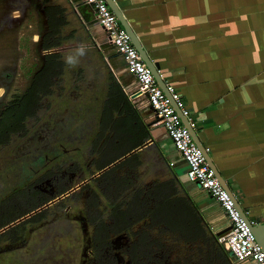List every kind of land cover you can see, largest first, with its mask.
Wrapping results in <instances>:
<instances>
[{"label": "crops", "instance_id": "crops-1", "mask_svg": "<svg viewBox=\"0 0 264 264\" xmlns=\"http://www.w3.org/2000/svg\"><path fill=\"white\" fill-rule=\"evenodd\" d=\"M39 2L49 6L47 18L40 14V33L47 25L62 33L60 47L66 43L78 54L83 49L79 66L87 64L89 78L107 86L105 94L114 80L127 96L147 137L135 149L124 141L125 152L135 151L131 155L153 179L172 181L212 234L223 233L217 240L225 238L227 218L207 193L186 181V165L144 97L132 96L136 82L91 8L83 0ZM113 2L149 61L157 64L160 79L180 96L198 141L250 223L264 224V0ZM228 257L230 264H253Z\"/></svg>", "mask_w": 264, "mask_h": 264}, {"label": "flooded vegetation", "instance_id": "flooded-vegetation-1", "mask_svg": "<svg viewBox=\"0 0 264 264\" xmlns=\"http://www.w3.org/2000/svg\"><path fill=\"white\" fill-rule=\"evenodd\" d=\"M25 1L47 18L49 6ZM47 26L37 47L40 65L26 92L7 100L13 75H0V264H10L12 253L28 251L37 231L62 223L75 224L79 231L77 264H229L223 245L173 182L153 179L133 157L110 166L108 156L116 147L108 138L112 123L103 126L106 94L99 97L107 86L92 88L84 73L79 78L55 51L62 33ZM2 29H8L6 21ZM55 97L62 103L72 97L88 109L93 99L103 101L95 133L60 130L48 114L54 112L48 100ZM121 108L119 103L112 113L118 115ZM29 165H36L31 174L26 173ZM155 185L160 186L157 192ZM155 194L178 203L187 227L183 235L162 236L161 228H155Z\"/></svg>", "mask_w": 264, "mask_h": 264}, {"label": "rangeland", "instance_id": "rangeland-1", "mask_svg": "<svg viewBox=\"0 0 264 264\" xmlns=\"http://www.w3.org/2000/svg\"><path fill=\"white\" fill-rule=\"evenodd\" d=\"M9 13H12L11 17L13 18L6 17ZM4 21L7 22L8 27V29L5 30L2 29ZM40 22L41 17L37 6L29 5L25 0H0V75H3L4 73L13 75V79L9 83V96L7 100H10L11 97L19 98L20 95H23V93L26 92L27 87L31 84L37 68H39L41 55L37 47L39 45L41 34ZM62 45V47L55 48L57 55L60 56L61 60L66 62H68V57H73V62H68L69 68H72L73 70L80 69L81 66H79V63L83 60V55L80 56L73 50L68 49L66 43ZM85 58H87L86 55ZM83 68L86 71L77 70V73L79 72L78 76L80 78V75L85 73V76L88 79L87 84H89V82L91 83V75H87V73H89L87 64H84ZM69 78L70 76L67 74L65 79L69 80ZM0 82L4 81L1 79ZM93 84L95 87H100L99 82L97 81H93L92 86ZM94 86L92 88H94ZM100 91L101 96L99 97L102 98L105 93L103 90ZM100 91L98 94H100ZM48 101L52 105V111H54L53 113L51 112L48 114L53 121L58 122L57 126L61 128L60 130L64 131L66 129H71L72 127L76 134H82L83 131H86L91 135L95 133V127H97L96 121L99 118V107L103 101L93 99L91 101L92 109L84 108L79 103H74L72 97L66 98V103H62L57 97H55V99H49ZM70 111H75L74 116L71 115ZM48 114H42L45 115L46 121L48 120ZM76 114L77 116H75ZM42 115L40 114V116ZM105 116L107 118L104 119L103 126L112 123L109 126L108 138L111 136L114 141V146L117 148L116 152H112L108 156V160L111 162V165H109L112 166L113 164L121 162L120 159H122V155L126 151V147L121 146L124 144L123 139L126 138L119 129L114 128V125L116 123L122 125L123 122H129L131 124L133 119L119 118L115 114L108 119L107 112H105ZM114 117L115 119L112 121ZM111 126H113L114 129L110 128ZM115 134H117V136H115ZM115 138L116 140H119V142L115 141ZM113 141L110 144H113ZM117 143H119L118 147ZM65 145H68L67 142ZM29 153H34V149L29 148ZM76 155L77 153H75V156ZM134 157L135 163H138L141 171L143 170L145 172V164H143V162L139 163L137 156ZM29 168L30 170L26 171V173L30 172L31 174V170H36V165H29ZM126 193H131V189H127ZM157 199L158 200L152 205V208H161L158 209L156 214L154 213L156 220L155 228L158 230L161 228L159 231L163 232L161 234L162 236L167 235L171 238H177V235H183L186 232L187 227L184 222V215L181 208L178 207V203H175L170 199H167L166 201L162 196L157 197ZM146 203L149 205L148 201ZM158 203L160 206L157 207ZM171 207H174V209ZM73 227H76L77 229L75 224H71V227H69L68 224L66 225L62 223L61 225H51L37 231L35 234V240L30 244L27 249L28 251L25 250L24 253L23 251L12 253L9 256L10 258H13V261L10 262V264H77L79 260L78 254L80 253L81 239L78 229L75 232L72 230Z\"/></svg>", "mask_w": 264, "mask_h": 264}, {"label": "built area", "instance_id": "built-area-1", "mask_svg": "<svg viewBox=\"0 0 264 264\" xmlns=\"http://www.w3.org/2000/svg\"><path fill=\"white\" fill-rule=\"evenodd\" d=\"M83 1L91 8L97 25L105 32L107 41L121 56L125 69L133 76L137 88L132 96L144 97L155 118L162 124L173 149L186 165V181L197 184L207 193L227 218L229 231L220 241L224 250L236 262L251 261L253 264H264V252L257 243L249 225L235 208L234 201L222 187L213 170L209 168L191 134L183 125L181 116L189 121V111L185 108L180 96L171 86H166L167 92L181 116L176 113L175 108L159 88L151 71L143 63L130 37L121 27L105 0ZM189 124L193 128L190 121ZM170 166H172L171 163Z\"/></svg>", "mask_w": 264, "mask_h": 264}, {"label": "water", "instance_id": "water-1", "mask_svg": "<svg viewBox=\"0 0 264 264\" xmlns=\"http://www.w3.org/2000/svg\"><path fill=\"white\" fill-rule=\"evenodd\" d=\"M105 2L109 6V8L111 9V11L113 12V14L115 15V17L117 18V20L119 21L121 27L125 30V32L130 37L133 46L135 47V49L137 50L138 54L140 55L143 63L151 71V73H152L153 77L155 78V80H156L159 88L162 90V92L164 93V95L166 96V98L169 100V102L172 105V107L175 108L176 113L180 115V111L178 109H176L175 103L171 100L170 94L167 92L166 84L160 79V76L158 74V66H157V64H153V63H151L149 61L146 53L141 48V46H140L137 38L131 32L130 28L128 27V25L126 24V22L123 20L120 12L118 11V9L116 8V6L114 5L113 0H105ZM181 121H182L183 125L186 127V129L188 130V132L191 134V137H192L193 141L195 142L196 146L198 147V149L201 151L202 155L204 156L205 161L208 164L209 168L213 170L214 175L216 176V178L218 179V181L220 182V184L222 185V187L228 192L229 196L234 201L235 208L241 214V216L243 217V219L245 220V222L249 225V227L251 229V232L255 236V239H256L257 243L261 246V248H262V250L264 252V236H263V233H262V232H264V224L254 225V224H251L250 223V220L248 219L247 215H245V212L242 209V207L239 204V202L237 201V199L232 195V193L230 192V190L227 187L226 183H224V181L220 178V176L218 175V173H216L215 168L213 167L212 163L210 162V159H209L208 154L206 153V151H205L204 147L201 145V143L198 141V139L196 137V134H195V131L193 130V128L190 127V124H189L188 119L181 116ZM134 152L135 151H132L130 154H128L125 157H123L122 159H120V161H122L123 159L127 158L128 156H130ZM222 234L223 233H217L216 235H213V236L217 240V237L221 236ZM226 258H227L228 262H230V259L227 256H226Z\"/></svg>", "mask_w": 264, "mask_h": 264}, {"label": "trees", "instance_id": "trees-1", "mask_svg": "<svg viewBox=\"0 0 264 264\" xmlns=\"http://www.w3.org/2000/svg\"><path fill=\"white\" fill-rule=\"evenodd\" d=\"M57 57V55L55 56V58ZM106 98L108 100L106 108L104 111L108 113V119L111 118V116L113 115L112 111L114 112L117 111V107L119 105V103H122V112H123V116H121V118L123 119H133L131 124L129 122H123L122 125H120L119 123H116L114 125V128L119 129V131L122 132V134L125 136L126 139H123V141H131L133 142L134 146L133 149L140 147L142 144H144V141L146 140L147 137V131L145 130L144 126L141 124V122L139 123L138 119L136 118V116L134 115V113L131 111V105L127 99V96L124 94L123 90L121 89V87L114 81L112 80V82L109 84L108 86V90H107V94H106ZM135 121H137L135 123ZM113 128V126H112ZM113 128V129H114ZM128 133V134H126ZM115 136H117V134H115ZM122 136V135H121ZM111 138V136H110ZM112 140V138L110 139ZM115 141L119 142V140H116V138L114 139ZM114 143V141H113ZM124 143V142H123ZM119 143H117V147H118ZM135 147V148H134ZM117 151V148H116ZM130 151L125 152L122 156L125 157L126 154H128ZM122 157V158H123ZM135 158L134 155L128 156L127 158L123 159L120 163L125 162L127 159L130 158ZM138 164V163H137ZM172 182V181H171ZM155 192L160 190V186L159 185H155V188H153ZM172 189H175L172 186ZM157 194H155L153 197L155 199V201H157ZM149 204H151L149 202ZM148 205V204H146ZM160 206L159 203L157 204V207ZM169 206V205H168ZM161 207H158L157 209H152V213L154 215V213L156 214V212L158 211V209H160ZM174 209V207H171ZM151 210V209H150ZM223 240V239H222Z\"/></svg>", "mask_w": 264, "mask_h": 264}, {"label": "clouds", "instance_id": "clouds-1", "mask_svg": "<svg viewBox=\"0 0 264 264\" xmlns=\"http://www.w3.org/2000/svg\"><path fill=\"white\" fill-rule=\"evenodd\" d=\"M78 51H79V54H80V55H83V49H82V48L79 49ZM67 60H68L69 63H72L73 60H74V58H73V57H68Z\"/></svg>", "mask_w": 264, "mask_h": 264}]
</instances>
